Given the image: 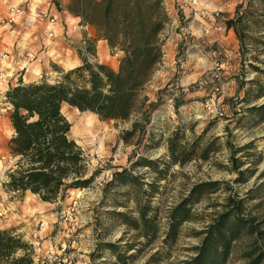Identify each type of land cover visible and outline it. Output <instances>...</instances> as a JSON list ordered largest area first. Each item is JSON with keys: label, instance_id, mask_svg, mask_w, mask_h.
Returning a JSON list of instances; mask_svg holds the SVG:
<instances>
[{"label": "rangeland", "instance_id": "1", "mask_svg": "<svg viewBox=\"0 0 264 264\" xmlns=\"http://www.w3.org/2000/svg\"><path fill=\"white\" fill-rule=\"evenodd\" d=\"M163 4L169 21L160 35L163 57L148 94L154 97L159 90H167L162 92V106L144 137L139 140L135 134L125 142L123 135L130 122L102 121L94 114L63 106L72 124L71 136L84 150L90 169L101 170L85 191L72 190L56 203L31 193L5 191L6 172L14 163L9 150L13 128L10 109H6L10 104L6 95H0V229H12L33 244L35 264H124L107 248L108 243L120 247L126 264H188L196 255L201 232L223 210L229 194L254 197L247 202L245 214L264 216V186L251 193L264 182V109L251 111L264 104V0H164ZM238 12L243 14L240 19ZM3 19L0 25H5ZM229 20L237 30H228ZM92 27L95 36L90 38L96 41L99 59L117 68L123 53L111 49ZM52 33L51 52L38 76L49 81L59 75L55 65L68 70L81 64L77 50L88 36L84 31L83 39L73 42L66 30ZM176 91L186 98L177 112L170 99ZM175 129L186 145L197 143L195 156L168 166L165 179L156 184L159 193L149 196L152 189L146 185L156 179L155 174L137 168L141 185L119 183L117 191L100 204L102 189L114 171L130 169L131 161L140 156L168 161L167 139ZM205 148L209 154L202 159ZM236 164L242 166L239 171L244 175L233 170ZM208 181L220 182L217 191L199 202L192 197L193 219L168 239L171 209L190 198L196 184ZM142 198L153 206L149 214L158 215V232L151 242L143 236L144 230H135L131 224L132 217L138 216L136 200ZM117 211L129 218L127 224ZM241 246L236 245L227 264L243 263Z\"/></svg>", "mask_w": 264, "mask_h": 264}, {"label": "trees", "instance_id": "2", "mask_svg": "<svg viewBox=\"0 0 264 264\" xmlns=\"http://www.w3.org/2000/svg\"><path fill=\"white\" fill-rule=\"evenodd\" d=\"M163 2L70 0L67 9L80 24L94 26L98 36L123 55L118 67L114 68L99 59L95 39L85 36L83 46L77 50L81 64L68 70L55 65L59 75L53 81L41 79L24 83L20 79L9 87L6 99L11 105L13 128L9 150L14 163L3 182L6 192L31 193L44 202L56 203L69 197L72 190L93 185L101 170L90 169L84 150L71 136L72 124L62 111L64 105L94 114L102 121L130 122L131 127L123 135L125 142L135 134L139 135V140L144 137L154 113L162 106V92L167 90V87L159 90L154 97L148 94V86L163 57L160 35L169 21ZM237 17L240 19L243 14ZM227 27L238 29L232 20L227 22ZM261 72L264 74V70ZM170 99L175 112L186 102L183 92L177 96L176 91ZM259 109H264V104L251 107V111ZM167 146L168 161L140 156L131 161L130 169L114 171L102 189L100 204L110 193L117 191L119 183L141 185V178L135 173L137 168H146L155 174L156 179L146 185L152 189L149 196L159 193L156 184L165 179L168 166L189 161L195 156L197 143L186 145L175 129L167 139ZM208 154L209 149L205 148L200 158L206 159ZM240 167L236 164L233 170L241 176L244 172L239 171ZM219 185L218 181L196 184L190 198H184L171 209L168 239L183 223L193 219L189 200L194 197V202H199L216 192ZM262 186L264 182L251 193ZM253 198H239L234 194L226 197L223 210L201 232L202 240L195 247L196 255L188 264H227L237 244H242V264L263 263L264 216L258 218L244 212L247 202ZM142 199L136 200L138 216L132 217L131 224L135 230H144L143 236L151 242L158 232V215L149 214L154 210L153 206ZM115 214L128 223L129 218L124 212ZM107 248L126 264L117 244L108 243ZM0 264H35V247L14 230L0 229Z\"/></svg>", "mask_w": 264, "mask_h": 264}, {"label": "crops", "instance_id": "3", "mask_svg": "<svg viewBox=\"0 0 264 264\" xmlns=\"http://www.w3.org/2000/svg\"><path fill=\"white\" fill-rule=\"evenodd\" d=\"M69 2L0 0V20L9 15L12 6H21L23 10V16L17 22L0 25V73L6 76L8 87L16 85L20 79L24 83L41 80L38 76L48 61L51 52L48 45H52L53 31L58 34L66 30L72 35L73 42L82 40L84 31H88L89 37L95 36L92 26L81 25L79 19L68 11ZM6 109L11 110V105ZM85 190H79V193Z\"/></svg>", "mask_w": 264, "mask_h": 264}, {"label": "built area", "instance_id": "4", "mask_svg": "<svg viewBox=\"0 0 264 264\" xmlns=\"http://www.w3.org/2000/svg\"><path fill=\"white\" fill-rule=\"evenodd\" d=\"M22 9L20 6H12L10 8L9 15L3 19V22L6 23H15L18 16L21 14ZM5 87V88H4ZM9 89L8 85H6V76L2 73H0V95L4 96L6 95L7 90Z\"/></svg>", "mask_w": 264, "mask_h": 264}, {"label": "bare ground", "instance_id": "5", "mask_svg": "<svg viewBox=\"0 0 264 264\" xmlns=\"http://www.w3.org/2000/svg\"><path fill=\"white\" fill-rule=\"evenodd\" d=\"M24 66V65H23ZM62 111H63V109H62Z\"/></svg>", "mask_w": 264, "mask_h": 264}]
</instances>
